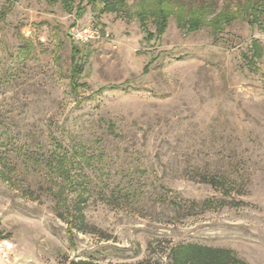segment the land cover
Returning <instances> with one entry per match:
<instances>
[{
    "label": "rangeland",
    "instance_id": "374dc122",
    "mask_svg": "<svg viewBox=\"0 0 264 264\" xmlns=\"http://www.w3.org/2000/svg\"><path fill=\"white\" fill-rule=\"evenodd\" d=\"M102 1L76 19L59 2L0 0L7 264H170V248L188 243L264 264V0H169L167 29L150 41L139 15L154 33L156 0L100 14ZM198 9L201 28L179 29ZM89 24L103 37L70 39ZM79 202L85 226L73 220L71 236L60 214Z\"/></svg>",
    "mask_w": 264,
    "mask_h": 264
},
{
    "label": "trees",
    "instance_id": "16d2710c",
    "mask_svg": "<svg viewBox=\"0 0 264 264\" xmlns=\"http://www.w3.org/2000/svg\"><path fill=\"white\" fill-rule=\"evenodd\" d=\"M17 2L19 0H12ZM48 4L60 3L64 10L67 12H75V18L80 19L85 13V6H91L96 3V0H45ZM78 1L75 10L73 9L75 2ZM86 2L85 5H82ZM122 0H104L100 5V14L116 13L123 6ZM180 8V7H179ZM258 9V8H257ZM255 9V10H257ZM145 12V11H144ZM151 15L154 17L155 32H147L146 23L142 14L139 15V25L141 30L146 33L145 39L150 41L154 37H160L164 34L168 26V20L174 11L169 4V0H156L154 7L150 10ZM199 14V15H198ZM205 12L201 9L193 12L188 20H183L181 17L177 18L178 27L186 33H192L199 30L202 26L203 20L199 16H204ZM256 21V18H254ZM99 28V27H98ZM251 53L248 57L249 62L256 64L262 56L261 46L256 40L252 41ZM79 50L73 46L71 48V61H70V86L73 94L76 93L79 87V78L83 72L82 67L78 63L77 55ZM147 66L144 67L146 72ZM197 181L204 184H209L213 188L224 189L225 182L209 174L200 173L197 176ZM76 206L68 209L64 213L61 212V218L66 220L67 232L72 236V221L77 220L80 225L85 226L82 202ZM71 239V237H69ZM72 242V240H70ZM168 257L170 264H247L243 260L236 257L234 252L229 249L199 245L195 243L180 244L170 248ZM68 264H101L89 260L71 261ZM127 264V263H122ZM142 264V263H137Z\"/></svg>",
    "mask_w": 264,
    "mask_h": 264
},
{
    "label": "built area",
    "instance_id": "2783aa9c",
    "mask_svg": "<svg viewBox=\"0 0 264 264\" xmlns=\"http://www.w3.org/2000/svg\"><path fill=\"white\" fill-rule=\"evenodd\" d=\"M68 35L73 42L80 45H87L103 37L100 28L94 24L84 27H72L69 29Z\"/></svg>",
    "mask_w": 264,
    "mask_h": 264
},
{
    "label": "crops",
    "instance_id": "0c3cea01",
    "mask_svg": "<svg viewBox=\"0 0 264 264\" xmlns=\"http://www.w3.org/2000/svg\"><path fill=\"white\" fill-rule=\"evenodd\" d=\"M0 264H7L2 251H0Z\"/></svg>",
    "mask_w": 264,
    "mask_h": 264
}]
</instances>
